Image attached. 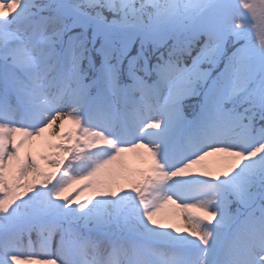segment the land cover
I'll use <instances>...</instances> for the list:
<instances>
[{
	"label": "snow or ice",
	"instance_id": "1",
	"mask_svg": "<svg viewBox=\"0 0 264 264\" xmlns=\"http://www.w3.org/2000/svg\"><path fill=\"white\" fill-rule=\"evenodd\" d=\"M0 264H264V0H0Z\"/></svg>",
	"mask_w": 264,
	"mask_h": 264
}]
</instances>
